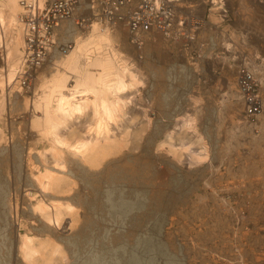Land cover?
Returning a JSON list of instances; mask_svg holds the SVG:
<instances>
[{"label":"rangeland","instance_id":"374dc122","mask_svg":"<svg viewBox=\"0 0 264 264\" xmlns=\"http://www.w3.org/2000/svg\"><path fill=\"white\" fill-rule=\"evenodd\" d=\"M236 2L184 3L200 17L192 42L153 31L138 48L125 25L111 27L124 57L142 73L131 127L147 126L138 147L128 142L99 168L71 156L65 173L76 186L70 195L44 193L34 178L44 167L39 150L49 143L31 125V101L57 50L37 69L30 89L8 94L0 117V264H27L20 252L24 233L60 244L66 264H264V111L246 118L237 71H229L247 56L264 99L258 39L264 0ZM85 25L63 22L59 39L73 41ZM188 115L202 137L194 147L208 150L200 162L159 146L169 132L180 135ZM41 197L69 201L77 213L65 212L62 225L48 226L33 208Z\"/></svg>","mask_w":264,"mask_h":264},{"label":"bare ground","instance_id":"6f19581e","mask_svg":"<svg viewBox=\"0 0 264 264\" xmlns=\"http://www.w3.org/2000/svg\"><path fill=\"white\" fill-rule=\"evenodd\" d=\"M187 1L218 3L224 0H174L179 5ZM236 1L240 5L244 0ZM44 2L0 0V47L4 51L0 59V117L6 110L8 94L12 96L15 88L22 89L19 87H22L21 76L25 69L29 18L37 13L34 8L46 6ZM85 24L88 26L82 34L73 33L72 47L66 53L56 51L51 70L41 71L34 87L31 125L49 143L39 150L44 167H37L34 173L44 193L58 190L70 195L69 191L76 186V181L65 173L71 156L85 166L99 168L110 156L121 152L128 142L132 143V148L138 147L147 126L131 127L135 122L130 121L135 111L133 96L142 81L141 70L124 57L111 26L99 20ZM258 39L264 45V35H258ZM53 50L49 57L55 53ZM229 71L234 76L237 70ZM8 87L11 89L7 92ZM240 96L243 98L241 91ZM193 120L192 116H186L177 130L180 135L175 137L174 132H169L159 146L178 159L185 155L190 162L205 159L207 147L193 145L201 143L202 139ZM77 124L83 129H78ZM191 131L196 138H187ZM33 208L48 226L62 225L65 212L77 213L73 203L58 198L47 201L41 197ZM20 252L27 264H66L68 259L60 244L54 245L27 233L21 235Z\"/></svg>","mask_w":264,"mask_h":264},{"label":"built area","instance_id":"2783aa9c","mask_svg":"<svg viewBox=\"0 0 264 264\" xmlns=\"http://www.w3.org/2000/svg\"><path fill=\"white\" fill-rule=\"evenodd\" d=\"M44 3L46 6L34 8L37 13L29 18L31 26L26 34V61L21 76V85L27 89L31 88L37 69L47 61L53 48L66 53L72 47L71 40L59 39L58 29L63 22L81 26L99 20L111 27L125 25L138 48L144 44L145 35L153 31L174 40L192 42L201 24L193 10L174 0H45ZM222 12L223 19L228 17L227 9L223 8ZM259 81L249 58L243 56L237 65V84L243 96L244 113L250 120L264 111Z\"/></svg>","mask_w":264,"mask_h":264}]
</instances>
